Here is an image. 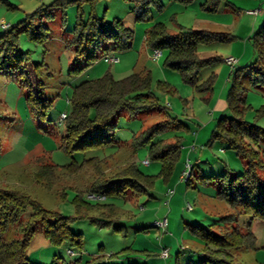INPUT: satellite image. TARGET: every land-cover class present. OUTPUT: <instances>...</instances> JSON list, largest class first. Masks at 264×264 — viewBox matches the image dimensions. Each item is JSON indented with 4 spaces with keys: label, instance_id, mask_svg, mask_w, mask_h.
Returning a JSON list of instances; mask_svg holds the SVG:
<instances>
[{
    "label": "rangeland",
    "instance_id": "obj_1",
    "mask_svg": "<svg viewBox=\"0 0 264 264\" xmlns=\"http://www.w3.org/2000/svg\"><path fill=\"white\" fill-rule=\"evenodd\" d=\"M7 1L9 3L0 1V31H3L2 22L19 23L36 11L34 22L48 26L49 35L45 40L30 39L21 31L18 42L31 60L39 63L32 80L34 83L37 78L41 80L43 95L53 99V104L47 118L38 119L29 104L20 69L13 63L0 69V187L25 192L45 208L69 216L73 231L82 233L81 247L69 241L53 244L46 237L42 224L37 223L28 247L30 261L35 264H199L204 259V240L199 234L201 230L197 229L199 227L194 226L198 224L220 231L225 223L221 217L233 209L228 202L218 198V184L210 180L204 182L199 175L235 174L242 172L245 165L226 141L212 138L219 118L232 116V111L214 113L212 103L206 99L209 93L207 95L206 91L187 83L178 69L164 64L166 50L158 60L149 58L153 49L145 41L146 33L160 21L171 32L182 28L229 32L236 35L233 41L218 42L214 46L216 49L220 47L218 53L225 56L230 55L229 50H233L235 41H245L247 50L238 65L245 67L241 76L246 96L242 118L264 128V87L254 85L250 79L252 65L258 57L252 36L264 22V2L261 4L264 0H216L214 5L208 0H158L151 3L145 19H137L133 13L135 0H63L65 4L58 3L62 0ZM247 10H256L251 15L253 19L257 18L254 23ZM92 16L108 21L121 19L132 29V46L122 52L109 50L110 55L116 53L120 57L119 62L112 63L102 56L81 73H72L75 65L84 66V63L75 60L71 38L78 23L88 22ZM246 21L255 29L247 31L250 24L246 25ZM234 22L240 24L238 29ZM205 48L199 49L201 57L216 54ZM135 65L150 70L152 88L158 98L157 108L142 111L134 119L121 116L116 130L117 142L112 145L73 153L60 147L65 127L64 122L57 125L56 121L62 112L70 111L68 99L75 86L86 79H98L107 72L121 79L130 75L132 72L125 71H131ZM27 69L29 72L33 70L30 66ZM214 71L218 73L213 84L215 98L222 91L227 96L234 71L225 62L204 66L199 83L210 78ZM160 81L166 82L172 91L160 88ZM162 109L165 113L159 112ZM166 114L176 117L179 125L154 136L151 142L132 152V141L138 130L159 122L166 118ZM175 137L179 139L181 154L174 160L172 173L167 179L162 173L163 159L152 157L150 149L152 145L156 147L160 139ZM46 151L49 156L45 155ZM49 157L55 164L54 171L48 166H40L45 172L50 170L41 180L36 175L40 168L38 164L46 163ZM93 157L103 161L100 169L73 171V162L81 164ZM147 157H150L148 164L144 163ZM134 159L140 170L151 177L148 192L137 195L128 189L126 194L109 195L104 202L87 198L98 174L103 178L112 176ZM192 166L194 174L188 183L187 173ZM54 174L59 178L57 183ZM169 188L175 190L171 198L166 196ZM77 195H82L87 204L93 206L81 204ZM188 203L195 209H188ZM165 215L170 220L166 230L152 225ZM110 219L126 227L118 230L113 222H103ZM249 220L248 216L242 215L239 224H246ZM252 222L256 248L238 250L236 257L240 264H264V220ZM12 234L11 231L7 237ZM166 247L170 250L168 258L160 255ZM70 250L75 254H70Z\"/></svg>",
    "mask_w": 264,
    "mask_h": 264
},
{
    "label": "trees",
    "instance_id": "obj_2",
    "mask_svg": "<svg viewBox=\"0 0 264 264\" xmlns=\"http://www.w3.org/2000/svg\"><path fill=\"white\" fill-rule=\"evenodd\" d=\"M9 3L7 0H0ZM133 13L137 19H145L152 2L158 0H135ZM216 4V0H208ZM58 3L65 4V1ZM38 12V11H36ZM35 13L28 14L19 23L12 24L8 29L0 31V69L13 63L20 69L23 85L27 87V98L32 111L40 120H45L51 110L53 99L45 97L42 82L37 78L32 80V74H37L39 63L31 60L28 52L19 47V33L26 32L30 39L45 40L49 35L48 26L34 22ZM235 35L225 31L182 28L171 32L164 22H156L146 33L145 41L151 49L166 50L164 64L178 69L183 79L200 91L212 93L215 72L206 81L199 83V74L206 65L222 62L221 55L202 58L199 55L201 45L217 42H231ZM255 53L258 55L251 68V81L256 86L264 87V22L252 36ZM132 29L121 19L111 21L92 16L88 22L80 21L71 38L74 47L75 60L84 66H74L72 73H81L96 60L109 53V50L122 52L132 46ZM28 66L33 68L28 71ZM248 66V65H247ZM245 67L238 66L234 71V79L227 95L228 109L232 116L222 115L213 131L214 140L220 139L235 149L244 161L245 169L239 173H224L219 175H199L204 182L208 180L218 184V198L226 201L233 208L232 212L223 215L224 226L220 231L203 225L194 226L200 231L204 240L203 258L199 264H240L237 261L238 250L256 248V235L252 228L255 219L264 220V128L243 119L246 108V96L241 76ZM34 77V76H33ZM152 74L145 68L135 70L130 75L116 79L111 72L98 79H86L75 86L69 99L70 111L64 119L65 133L60 138V147L69 153L100 148L114 144L119 118L125 116L134 119L142 111L150 112L157 108L158 98L153 91ZM158 86L172 91L166 82L160 81ZM209 100L210 98H206ZM159 112H163V109ZM166 118L149 125L134 135L132 147L138 149L151 142L152 138L168 132L178 126L176 117L166 114ZM216 138V139H215ZM158 145V146H157ZM156 147L151 146L150 155L162 158L164 161L163 175L170 178L173 162L180 154L178 138L160 139ZM262 145V146H261ZM49 156L48 152L45 153ZM150 160V157H148ZM92 160L88 165L87 161ZM108 160V159H105ZM104 160V161H105ZM98 158L86 159L77 164L73 162V171L93 168L100 169L102 165ZM55 167L50 157L48 161L38 164ZM76 167V168H75ZM45 168H39L36 175L41 180L47 175ZM102 171V170H101ZM194 174L193 166L189 183ZM55 176V174H54ZM103 176V175H102ZM96 176L91 192L109 195L126 194L128 189L140 194L148 192L151 177L144 174L136 160L117 171L112 176ZM60 177V176H59ZM57 183L59 178L54 177ZM106 199V200H107ZM88 207L93 206L77 195V201ZM104 200V201H106ZM98 201V202H104ZM90 205V206H89ZM86 206V207H87ZM27 211H30L27 213ZM242 215L250 219L246 224H239ZM70 217L54 209L45 208L29 194L0 187V264H35L30 261L28 247L36 232V224L41 223L46 237L53 244L69 241L81 247V232H75L70 226ZM101 220V218H95ZM115 220L114 228L121 230L126 227ZM12 231L10 238L7 235ZM74 251V250H73ZM114 264V263H103ZM139 264V263H129Z\"/></svg>",
    "mask_w": 264,
    "mask_h": 264
},
{
    "label": "crops",
    "instance_id": "obj_3",
    "mask_svg": "<svg viewBox=\"0 0 264 264\" xmlns=\"http://www.w3.org/2000/svg\"><path fill=\"white\" fill-rule=\"evenodd\" d=\"M264 1H262L261 2V4L263 3ZM264 11V8L262 9V12ZM247 15H249V18H250V20L252 19L253 20V23H254V20H257V18H255V19H253L252 17L253 16H251V15H254V14H252L251 12H249V10H247ZM241 22H242V20H241ZM235 23V26H236V29H238V27L240 26V24L239 25H237V22H234ZM246 23V25H249L250 23H248L247 21L245 22ZM249 29L247 30V31H250L251 29L252 30H254L255 29V26H251V24L249 25V26H247ZM253 27H254V29H253ZM206 30H209V29H206ZM211 31H214V30H211ZM216 31H218V30H216ZM236 36V35H235ZM215 44L217 45L218 44V42L217 43H213V44H210V45H201L200 47H207V49L209 50V51H211V52H216V54L215 55H220L218 52H219V48L218 49H216L217 47H214L215 46ZM234 44H236L234 47H233V50H229V51H231L230 53H228V54H230V55H234V56H236V57H238L239 58V63L242 61V56H243V54H244V52H246V50H247V44H246V42L244 41V42H241L240 40L238 41V42H234ZM200 47H199V49H200ZM206 49V48H205ZM153 51V50H152ZM115 53V52H114ZM163 53H164V51H163ZM162 53V54H163ZM116 54V53H115ZM227 54V55H228ZM117 55V54H116ZM200 55V54H199ZM215 55H212V56H215ZM222 57H223V59H224V57H225V55H221ZM120 58V57H119ZM149 58H151V59H153V60H156V58H154V56H153V52H152V54L150 53L149 54ZM202 58H204V57H202ZM207 58V57H206ZM158 59H160V58H157V60ZM222 62H225L224 60L222 61ZM219 63H221V62H219ZM219 63H215V64H213V65H211V66H216V65H218ZM226 63V62H225ZM239 63H238V65H239ZM227 64V63H226ZM238 65H237V67H238ZM140 69H143L142 67H137L136 65H135V67H134V69L132 68L131 69V71H130V69H127V71H125V72H134L135 70H140ZM129 70V71H128ZM217 70V69H216ZM216 74H218L217 73V71H214ZM213 72V73H214ZM122 78V77H121ZM208 95V94H207ZM208 97L210 98L209 100H210V102L212 103V110H213V112L214 113H216V112H219V113H223V112H226L227 110H228V103H227V96H224L223 95V91L222 92H220V94L215 98V94H214V91H212V93L210 94L209 93V95H208ZM68 103H69V99H68ZM143 128V127H142ZM138 131H140V130H138ZM137 131V132H138ZM133 149V151L132 152H134V151H136L135 150V148H132ZM45 151V150H44ZM115 158V157H114ZM148 158V157H147ZM134 160H136V159H134ZM137 162V161H136ZM169 189H172V188H169ZM169 189H168V191L166 192V196H167V198L168 197H172L173 195H174V193H175V190H173V192L172 193H170L169 192ZM169 195V196H168ZM166 202H170V200L169 199H167L166 200ZM186 208V206H184L183 205V209H185ZM195 208H194V205H193V209L192 210H194ZM163 217H167V215H165V216H163ZM162 217V218H163ZM161 218V217H160ZM170 221V220H169ZM169 226V225H168ZM167 248V247H166ZM170 251V250H169ZM170 256V255H169ZM162 257V256H161ZM168 258V257H167Z\"/></svg>",
    "mask_w": 264,
    "mask_h": 264
},
{
    "label": "built area",
    "instance_id": "obj_4",
    "mask_svg": "<svg viewBox=\"0 0 264 264\" xmlns=\"http://www.w3.org/2000/svg\"><path fill=\"white\" fill-rule=\"evenodd\" d=\"M249 12L253 13V12H256V10H249ZM12 24L9 23V22H2L1 23V27L3 30H6L8 29ZM163 51L159 48H155L153 49V56L154 58H159L161 55H162ZM106 57V59H108L110 62L112 63H116V62H119L120 61V58L118 55L116 54H112L110 55V53L108 54H105L104 55ZM224 61L232 68V70H234L236 68V66L238 65L239 63V58L234 56V55H228V56H225L224 57ZM68 112L65 111V112H62L58 118V120L56 121V124H60L61 122L64 121V119L66 118ZM150 160L149 158H146L144 160V163H149ZM191 175V171L190 173H187V176L190 177ZM169 192L172 193L173 190L172 189H169ZM87 198L89 200H92V201H104L107 199V196L104 195V194H100V193H95V192H89L87 193ZM187 208L192 210L193 209V205L191 203H188L187 205ZM152 225L154 227H157L159 229H163V230H166L167 226L169 225V219L168 217H163V218H160V219H157L155 220ZM70 254H75V251L73 250H70L69 252ZM160 255L164 258H167L169 255H170V251L168 248H163V250L161 251Z\"/></svg>",
    "mask_w": 264,
    "mask_h": 264
}]
</instances>
